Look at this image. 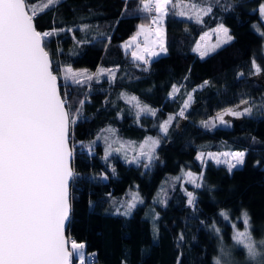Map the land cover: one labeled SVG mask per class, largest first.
<instances>
[{
	"label": "trees",
	"instance_id": "1",
	"mask_svg": "<svg viewBox=\"0 0 264 264\" xmlns=\"http://www.w3.org/2000/svg\"><path fill=\"white\" fill-rule=\"evenodd\" d=\"M211 1L206 6L212 10L200 23L177 16L169 5L163 21L167 51L144 64L130 59L123 47L138 24H149L154 13L140 11V0H58L48 8L47 0H25L37 30H55L42 44L60 95L67 94L70 114L78 116L70 126L74 176L66 235L95 253L89 263L214 264L223 246L232 248L234 264H249L243 250L232 247V226L221 213L235 221L246 211L252 237L264 240V85L254 78L253 68L255 61L264 73L259 12L264 0ZM219 23L228 27L233 40L201 58L194 51L196 41ZM83 25L89 27L82 31ZM66 66L113 74L74 84L63 78ZM173 85L178 91L169 95ZM123 92L154 107L155 115H137ZM188 94L191 103L179 124ZM244 100L253 108L250 115L228 127L201 125ZM171 115L168 131L161 133L159 125ZM110 126L122 138L159 135L163 150L155 168L118 155L105 158L101 133ZM220 150H244L245 163L230 173L222 164L196 158L199 151ZM182 170L199 174L201 186L178 181L167 189L163 202L156 200L159 187ZM133 190L140 199L125 215L122 199H130ZM187 192L193 194L192 205Z\"/></svg>",
	"mask_w": 264,
	"mask_h": 264
},
{
	"label": "snow or ice",
	"instance_id": "2",
	"mask_svg": "<svg viewBox=\"0 0 264 264\" xmlns=\"http://www.w3.org/2000/svg\"><path fill=\"white\" fill-rule=\"evenodd\" d=\"M56 3L58 0H47L45 8ZM140 5V11L155 13L148 25H138L136 35L131 38V42H135L141 35L146 37L143 47L137 44L138 52H133V58L144 64L167 51L163 21L169 5L178 9V15L188 16L197 23L212 10L210 6L201 7L192 0L187 3L184 0H140ZM259 12L264 18V4L260 5ZM34 19V15L26 12L25 0H0V264H73V253H77L80 264H84L82 250L85 243L72 240L69 251V238L65 235L71 207L69 182L74 176L70 126L77 123L78 116L70 114L67 94L62 97L58 92V77L52 69L49 52L42 46L43 38L55 35V30L38 31ZM88 27L83 25L81 30ZM214 31L217 34L215 44L203 49L198 45L194 49L201 58L233 40L223 24ZM253 68L257 73L261 71L255 61ZM105 71L98 69L91 74L87 70L77 71L66 66L62 75L66 81L80 84L84 80H92L94 75L98 78ZM108 75L112 77L110 70ZM208 83L204 81L205 85ZM176 91L178 88L173 85L169 95ZM191 99V94H188L179 116H184ZM130 101H136L139 112L155 115L147 105L141 106L136 97H131ZM80 111L76 109L77 113ZM252 111V107H245L242 112L228 110L224 114L240 117L250 115ZM216 119L220 124L226 123L223 115ZM171 120L169 116L161 123L160 130L166 133ZM203 126L215 127V124L205 121ZM106 131L115 135L112 129ZM105 140L107 143V137ZM158 144V139L146 138L137 156L129 162H138L140 156L151 161ZM111 147L109 143V149ZM123 147L121 143V148L115 150L120 151ZM107 155L106 149L105 158ZM203 155L201 153L196 158L202 159ZM207 155L217 164H226L231 173L245 163L246 154L244 151L225 152L221 154L224 159L213 153ZM148 166L145 164L146 168ZM185 175L197 188L201 186L192 173ZM138 201V194H133L123 214L130 213ZM187 202L189 205L194 203L192 192H187ZM221 215L227 219L226 213ZM242 219L245 228L236 231L232 239L245 250L249 264H264V240L256 242L252 237L250 217L246 211L242 213ZM220 253L214 264H234L231 253L223 246Z\"/></svg>",
	"mask_w": 264,
	"mask_h": 264
},
{
	"label": "rangeland",
	"instance_id": "3",
	"mask_svg": "<svg viewBox=\"0 0 264 264\" xmlns=\"http://www.w3.org/2000/svg\"><path fill=\"white\" fill-rule=\"evenodd\" d=\"M210 2H212L211 0H208ZM185 3L189 2V0H184ZM192 2H195L196 4H198L199 6L201 7H205L207 8L208 6L207 5V0H204V2H200V0H192ZM204 3V4H202ZM262 4H264V1L262 2ZM260 8V7H259ZM27 10V9H26ZM176 11V15L181 17V18H185V19H189V20H194V19H190L188 16H180L177 14L178 12V9H175ZM35 11H33L34 13ZM155 15V13L152 14V16ZM261 16V14H260ZM261 23L263 24L264 26V18L261 17ZM142 23H139L138 25H140ZM145 24V23H143ZM220 24H223L225 27H227L224 23H219L217 25H215L214 27L212 28H209L207 29L206 31H204L200 37L198 38V40L196 41L195 45H194V49L197 48V46L199 45L202 49L203 48H206V47H210L211 45L215 44L216 41H217V34L216 32L214 31L218 25ZM146 25V24H145ZM148 25V24H147ZM163 28H164V24H163ZM228 28V27H227ZM252 28L257 31V32H261L260 30V25L259 24H253L252 25ZM137 30H138V27H137ZM137 30L123 43V47L124 49L127 51L129 50V57L130 59L132 60H136L133 58V52H138V48H137V44L140 45V47L142 48L143 45H144V42H145V39L146 37L141 35L137 38V41L135 42H131V38L136 35V32ZM207 33V35H205ZM230 33V32H229ZM164 34H165V28H164ZM231 34V33H230ZM232 35V34H231ZM149 39H154V37H149ZM222 46V45H221ZM157 49H158V46H157ZM196 53L199 54V52L195 51ZM139 61V60H138ZM103 69V68H101ZM111 73L113 74V71L110 70ZM104 74H107L108 75V71H105ZM254 78L257 79L258 81H261L264 85V73H262L261 71L260 72H256L255 75H254ZM59 84V82H58ZM124 99L129 102L132 107H133V110L136 112L137 115H142V114H147V115H152L148 112H139L138 111V108L136 106V101H130V98L133 97L134 95L133 94H129V93H126V92H123L121 94ZM135 97V96H134ZM188 97V96H187ZM187 97L185 99V101L187 100ZM137 98V97H136ZM137 101H139L140 105L143 106V105H147L149 108L153 109L155 112H156V109L152 106H150L149 104L147 103H144V102H141L138 98H137ZM184 101V102H185ZM244 101H248L247 104L243 103V101H241L240 103L234 105V106H231V107H228V108H225L224 110H221L219 112H217L216 114H214L213 116L211 117H208L206 119H204L202 122H201V125L203 126V122L207 121V122H210V125L211 124H215V127L216 126H223V127H228L230 126L232 123L234 122H237L239 121L243 116L245 115H242L240 117H235V116H232V115H226L224 113H226L228 110H233V111H243V109L245 107H250V103H249V100H244ZM191 101H189V105H190ZM184 104V103H183ZM218 115H223V119L226 121L225 124H220L219 121L216 119ZM172 119H173V115H171ZM169 118V117H168ZM168 120V119H167ZM184 119L183 117H181V121L179 124H182L184 123ZM204 127V126H203ZM206 128V127H205ZM208 128H214V127H208ZM107 129H112L114 130L111 126L110 127H106L102 133H101V140L104 142L105 144V149H104V155L106 153V149L108 150V155H107V158H109L111 155H118L119 157H121V159H123L124 161L126 162H129V161H132L133 160V157L134 156H137L138 152L140 151V145L142 143L145 142L146 138L148 137H151L153 139H158L159 140V144H160V136L156 135V136H152V135H147L145 138L143 139H140V140H134V139H129V138H122L120 137L116 132H115V135H112L111 133L107 132L106 130ZM115 131V130H114ZM161 131V130H160ZM161 133H164L163 131H161ZM107 137V140L108 142L106 143V140L105 138ZM109 143L112 145L111 149H109ZM121 143L124 145V147L120 150V151H116L115 149L117 148H121ZM159 144L155 147V150L153 152V159L151 161H149L146 157L144 156H140L138 157V162H132L131 164H135V165H138V164H142V167L143 168H146L145 167V164H148L149 166L147 168L149 169H153L155 168V166L158 164V162L160 161L161 159V155H162V148L159 147ZM147 150V149H145ZM236 151H244V150H220V151H207V152H203V151H199L197 153V156L201 153H203V158L202 159H198L199 161L201 162H204L210 158H208V153H213V154H216L218 156H220L221 159H224V157L221 155L222 153H225V152H236ZM212 161H214L216 163L215 160L213 159H210ZM130 163V162H129ZM222 165H224L225 167H227L226 164H223V163H220ZM240 166V165H238ZM237 166V167H238ZM186 173H192L194 177H197V180H196V183H199L201 182V179H200V175L199 174H196V173H193V172H190V171H185V170H182L180 173H178L177 175H175L173 178H171V180H169L168 182H164L158 189V192L156 194V200H159V201H163L166 197V192H167V189L174 185L176 182L178 181H181L182 183L189 181V178L187 177V175H185ZM179 178V179H177ZM72 183V182H71ZM192 183V182H190ZM192 184H195V183H192ZM71 187V186H70ZM133 194H138V192L136 190H133L131 193H130V196L133 195ZM139 196V194H138ZM132 199V197H130V199H128L127 197L123 198L122 199V202L124 203V212L127 208V203L130 202ZM139 199H140V196H139ZM137 203V202H136ZM224 219L229 222L232 226V233H231V239L234 235V233L236 231H243L244 228H245V225L243 223V219H242V214L235 220V221H230L229 217L227 216V219L225 218V216L223 215ZM217 231V230H216ZM232 242H233V246L232 247H235V248H240L241 250H243V252L245 253V250L242 248V246H239L237 245L234 240L232 239ZM68 247H69V251H71V240L69 239V243H68ZM224 248V247H223ZM225 249V248H224ZM229 249V250H228ZM228 249H225L227 250L228 252L231 253V258L232 260L234 261L233 259V251H232V248H228ZM84 252V264H94V263H89V261L92 259V254L90 253H87L85 251V248L82 250ZM221 253H219L217 255V257L220 255ZM246 255V254H245ZM74 259V263L73 264H80L79 262V255L77 253H73V257ZM215 259V257H214Z\"/></svg>",
	"mask_w": 264,
	"mask_h": 264
},
{
	"label": "water",
	"instance_id": "4",
	"mask_svg": "<svg viewBox=\"0 0 264 264\" xmlns=\"http://www.w3.org/2000/svg\"><path fill=\"white\" fill-rule=\"evenodd\" d=\"M26 12H28V11L26 10ZM28 14H30V13L28 12ZM30 15H31V14H30ZM42 46H43V44H42ZM57 87H58V92H59L58 80H57ZM59 93H60V92H59ZM69 144H70V141H69ZM70 147H71V144H70ZM72 162H73V156H72V160H71V167H72ZM72 169H73V168H72ZM73 172H74V171H73ZM72 179H73V177L70 179V182H69V200H70V186H71ZM70 217H71V207H70V216H69V219H68V221H66L65 235H66V233H67L68 225H69V222H70ZM66 237H68V236L66 235ZM68 246H69V245H68ZM68 249H69V247H68Z\"/></svg>",
	"mask_w": 264,
	"mask_h": 264
},
{
	"label": "built area",
	"instance_id": "5",
	"mask_svg": "<svg viewBox=\"0 0 264 264\" xmlns=\"http://www.w3.org/2000/svg\"><path fill=\"white\" fill-rule=\"evenodd\" d=\"M35 13V12H34Z\"/></svg>",
	"mask_w": 264,
	"mask_h": 264
}]
</instances>
